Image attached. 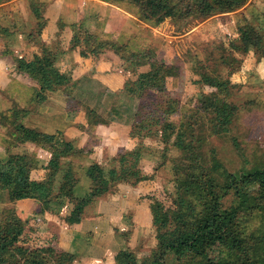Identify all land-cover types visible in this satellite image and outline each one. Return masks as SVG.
<instances>
[{
    "label": "rangeland",
    "instance_id": "374dc122",
    "mask_svg": "<svg viewBox=\"0 0 264 264\" xmlns=\"http://www.w3.org/2000/svg\"><path fill=\"white\" fill-rule=\"evenodd\" d=\"M0 2V57H5V63L11 69L8 72L10 75L16 70L12 61L15 62L16 67V62L21 59L19 55H28L33 60L34 55L27 54L31 50H23L22 47H35L39 48V51L43 47L37 26L40 22L45 24V9L38 0H0ZM66 3L69 4L67 10H71L67 17L70 22L68 27L77 25L79 28L77 33L81 42L75 49L78 53L87 50L88 47L82 42L85 39L84 31L100 37L101 41L109 39L107 36L112 34L108 33L118 32L119 35L114 38L118 44H126L129 51L134 52L152 50L156 59L167 64L171 71V76L164 84V90H152L140 99L108 91L98 79L92 78L91 71L90 75L78 80L71 79L69 84L52 90L56 96L54 95V98H51L42 109L46 111V108H49L48 113L51 114L49 117L52 123L48 129L53 127L55 133H60V129L68 124L75 126L84 134H89L94 126H106L97 123L98 121H111L110 123L122 125L123 127H119V143L125 140L122 143L123 145L126 143L124 147L129 150L120 149L117 144L113 145L112 147L117 146L115 154L111 158L104 154L106 159L99 160L106 173L112 169L116 171L120 169L119 158L127 151H132L136 147L141 149L139 169L141 176L146 177V180L135 187L117 185L111 192L95 200L93 206L87 210L86 221L77 230L82 242L77 245L75 251L80 254L82 264H87L85 259L87 256L93 258L91 264H100L102 260L105 262L103 264H115L119 254L124 250L130 251L136 257L138 264H143L156 246L151 207L157 202L162 204L164 211L171 218L172 202L178 195L173 181L172 165L173 161L179 158L180 153L173 146L164 148L159 126L165 122L180 125L184 115H188L202 99L211 96L213 89L197 73L204 72L215 77L214 64L219 63L216 61L221 55H230L241 62L238 70L229 76L231 84L237 86L234 88L230 102L236 104L240 111L229 136L208 139L205 151L215 149L216 156L230 172L239 168L249 169L264 161V67L258 68L259 64L256 63L251 51L243 52L238 34L239 26L245 27L247 23L254 25L256 17L259 20L264 17V0H249L246 9L244 7L233 13L219 14L205 21L195 18L175 21L165 19L156 27L140 22L136 17L135 9L125 3H107L102 0H74V2L68 0ZM34 10L44 15L41 21L35 18V22L32 23L27 15L32 13L33 16ZM257 13L261 15H256ZM70 31L73 34L71 29ZM21 32L23 36L20 40ZM87 55V60L91 62L99 58L89 53ZM116 58L117 64L122 62L117 55ZM30 59L27 61H31ZM117 68L122 69L123 66ZM123 70H126L125 67ZM138 70L145 73L149 70V66L142 65L133 72L129 69L132 75L130 77L128 75V79L133 80ZM218 70L221 77L225 78L230 69L222 67ZM75 81L78 83L73 85ZM58 90H60L59 94H57ZM167 104L175 111L171 115L162 113L167 108ZM13 112L17 117L21 116L20 111ZM42 117L44 121L51 122L46 116ZM22 118L24 116H21ZM156 119L160 122L159 126L155 124ZM7 132L11 134L9 130ZM113 133L117 134L116 131H110L106 127L98 138L105 141V137L112 138ZM231 137H235L240 144L243 159L234 150ZM103 143L101 141L100 145ZM88 155L85 153L83 156H76L73 160L64 159L61 171L56 177L57 185L61 183L65 168L74 160L73 169L81 178L82 168ZM125 159L129 163L132 161L130 158ZM45 160L42 156L39 163H44ZM43 177L44 171L42 179ZM84 179L85 187L84 184H78L75 189L76 198L89 193V180L86 177ZM58 203L59 200L54 201L50 205V210L40 214V204L37 202L34 207L26 208V216H24L17 211V209L21 210V204L10 202L6 194L0 193V216L3 210L14 209L19 217L20 215L23 217L26 227L21 244H33V247L39 248L46 264L57 262L59 254L64 252L62 246L70 236L72 237V233L65 230L69 225L64 222L72 206L67 201ZM29 228L43 239L30 235ZM28 236L29 240H27ZM60 243L62 246H59ZM165 264H176L173 254L166 257Z\"/></svg>",
    "mask_w": 264,
    "mask_h": 264
},
{
    "label": "trees",
    "instance_id": "16d2710c",
    "mask_svg": "<svg viewBox=\"0 0 264 264\" xmlns=\"http://www.w3.org/2000/svg\"><path fill=\"white\" fill-rule=\"evenodd\" d=\"M107 3H125L136 11L137 19L156 27L165 19L171 21L189 18L205 21L219 14L233 13L246 9L249 0H102ZM1 4V2H0ZM261 15V14H256ZM37 20L42 13L34 10ZM256 24L238 27L239 39L244 53L251 51L256 63L264 60V17L254 19ZM39 23V22H38ZM44 23L38 24L40 35ZM70 50H75L81 39L77 25H71ZM79 32V31H78ZM88 45L80 52L93 57L105 50H111L122 60V66L133 72L142 65L149 70L137 74L135 80H126L121 93L140 99L150 91L164 90L166 80L171 76L170 68L155 53L129 51L126 44H118L115 35L101 38L84 31ZM42 46V44H41ZM195 59V57H193ZM97 59V58H96ZM213 60V59H212ZM214 64L215 77L207 73H197L213 89L209 98L202 99L188 115H184L180 125L171 122L159 126L164 148L173 146L180 156L173 161L172 172L177 196L173 199L172 217L164 211L162 204L151 207L152 225L155 227L156 246L143 264H165L166 257L173 254L176 264H264V161L251 168H239L230 172L216 156L215 149L205 151L210 138L229 136L234 121L240 111L230 102L236 85L229 76L235 73L241 62L230 55H221ZM199 65L200 62H199ZM230 69L223 78L219 68ZM16 72L26 74L38 86L34 101L40 105L45 101L44 93L69 84L71 80L55 68V58L43 47L33 60L19 59ZM75 81L73 85H76ZM264 109V108H263ZM175 111L167 104L162 113L171 115ZM25 112H23V115ZM111 121L97 123L110 124ZM17 142L32 144L49 154L43 166L44 177L35 180L31 176L37 168L35 153L10 154L0 161V193L7 195L10 202L33 200L40 204V214L50 210L54 201H67L72 206L64 222L71 226L82 221L85 210L95 200L111 192L117 185L135 187L146 180L141 176L139 159L141 149L136 147L119 158L120 169H105L97 163L85 168L84 175L89 180V193L76 198L75 189L79 184L73 164L70 162L63 171L57 185V174L62 161L79 156L83 149H77L66 141L61 133L45 134L37 129L19 124L14 129ZM231 143L240 158L242 149L235 137ZM124 158H130L129 163ZM165 159V155L163 154ZM113 162L115 160L112 159ZM57 186V189L55 187ZM26 223L14 209H5L0 216V264H46L39 248L21 243ZM76 255L71 251L61 252L55 264H74ZM115 264H138L136 257L127 250L122 251Z\"/></svg>",
    "mask_w": 264,
    "mask_h": 264
},
{
    "label": "crops",
    "instance_id": "0c3cea01",
    "mask_svg": "<svg viewBox=\"0 0 264 264\" xmlns=\"http://www.w3.org/2000/svg\"><path fill=\"white\" fill-rule=\"evenodd\" d=\"M38 1L44 6L45 9V15L43 14L45 17V26L40 32V37H39L40 43L42 44L43 48L55 58V68L59 71V73L66 75L70 80L71 79L78 80L86 75H90V72L92 71L93 73L92 78L98 79V81H100V83L104 85L108 89V91L112 93L113 92L121 93L124 82L128 80L127 76L129 75L130 77V75L132 74H130V72L127 69L123 70L124 67L122 68V62L117 64L118 59L111 50L103 51L102 54L99 55L98 60L91 62L89 61V59L87 60V58L80 57L78 51L69 49L72 34L70 31V27H68L70 22H68L67 20L68 13L69 14L71 13L70 9L67 10V8H69V4L66 3V1L68 0H38ZM31 14L32 13L27 15V17L28 20L34 23L35 17L34 15L32 16ZM108 34L115 35V37L119 35L118 32L117 33L111 32ZM22 36L23 33L21 32L19 34L20 40ZM22 49L31 50L30 53H27L29 55L35 56L40 54V51L38 50L39 48L22 47ZM25 56L26 55L24 56L19 55L18 57L26 61L31 58L28 55L26 57ZM12 64L15 70V62L12 61ZM258 64H259L258 68L262 66L264 67V61H261ZM118 66L121 67L122 69L117 68ZM10 71L11 69H9L7 64L5 63V57L1 56L0 57V161L6 160L7 156L10 154L35 153L38 165L37 168L33 172H31V176L32 178L34 177L33 179L35 180H40L42 179L43 176V170H42L43 166L46 165L49 159V154L41 149H37L32 144L29 143L20 144L19 142H17V135L15 134L14 129L17 125L22 124L25 127L37 129L41 133L50 134V135L56 134L55 131H53L54 130L53 127H50V129H48L52 123L51 118L49 117L51 116V114L48 113L49 108H46V111H42V109L48 104L47 102H49L51 98H54V95L56 96V94H54L53 91H46L44 93L46 98L45 101L42 102V104L38 105L34 101L35 90L38 88L37 84L32 79H30L26 74L18 73L15 70L13 71L14 73L11 72L9 75L8 72ZM140 73L142 72L138 70V74ZM135 79L136 76L133 80ZM59 92L60 90H58L57 94H59ZM14 110L20 111L21 112L20 115L24 116V118L21 119V116L17 117V115L13 112ZM23 112H25L24 115ZM40 112L42 116H46L47 118L50 119L51 122L44 121L43 117L40 116L41 115ZM106 127L110 131H116L117 134L113 133L114 134L113 136H116L115 138L113 136L112 138L106 136L105 141H103L104 139L101 140L98 137H100L101 134L104 133V129H106ZM119 127H123V126L118 125L116 123H110L106 126L98 125V126H94V129L89 134L87 133L84 134L83 131L82 133L80 130L76 129V127L71 124L64 125V127L60 129L61 131L60 133L63 135V138L66 141L71 142L75 148L84 150V153L81 154V156H83L85 153L89 154L87 156L84 167L82 168L83 176L80 178V175H78L79 184H84L85 187L86 181L84 179L85 178L84 171L88 164L91 163L100 164L99 160L103 161L106 159L104 158V154L106 157L111 158L112 155L115 154L114 151L117 149V146H119L120 149L121 148L126 149V147H124L126 146V143L124 145L122 143L125 140H121L119 143V135H120ZM8 130L11 132L10 135L7 132ZM127 136L130 137L128 134ZM101 141L104 142L102 145H100ZM108 141L109 143H107ZM116 144H117L116 147H112L113 145L115 146ZM42 156L46 160L44 161V163H39L40 157ZM70 159L72 160L76 159V156ZM73 162H75V160L72 161V164L74 165ZM12 203L21 204V210L17 209V211L18 214L21 215L24 214V216H26L25 213L26 208L30 206L34 207L37 204V202L33 200H23ZM92 206L93 203L87 207L86 211L84 212L82 221L79 224L68 226V228L65 229L68 230L70 233H72V237L70 236L69 240L66 241V244H64L63 246L61 245V243L59 244V246H62V249H64V252L71 251L76 255V260L74 264H82L81 263L82 258L80 257V254L76 253L75 251L77 245H79L82 242L79 237V233H77V230L81 228L84 221H86L85 217L87 214V210ZM21 215L20 218L23 219ZM28 230L30 235H34L39 239H43L41 235L33 232L32 229L29 228ZM29 238L30 237L28 236L27 240H29ZM22 245L33 247V244H22ZM85 259L87 264H91L93 261L92 260L93 258H90L89 256H87ZM103 263H105L103 260L100 261V264Z\"/></svg>",
    "mask_w": 264,
    "mask_h": 264
}]
</instances>
